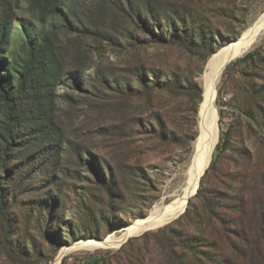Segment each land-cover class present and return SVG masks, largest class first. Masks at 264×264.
Instances as JSON below:
<instances>
[{
	"label": "rangeland",
	"instance_id": "1",
	"mask_svg": "<svg viewBox=\"0 0 264 264\" xmlns=\"http://www.w3.org/2000/svg\"><path fill=\"white\" fill-rule=\"evenodd\" d=\"M6 21L0 264H264V0H0ZM249 29L218 84L228 141L185 212L77 247L182 194L207 63Z\"/></svg>",
	"mask_w": 264,
	"mask_h": 264
},
{
	"label": "bare ground",
	"instance_id": "2",
	"mask_svg": "<svg viewBox=\"0 0 264 264\" xmlns=\"http://www.w3.org/2000/svg\"><path fill=\"white\" fill-rule=\"evenodd\" d=\"M256 31L246 30L242 37L223 47L210 60L207 71L202 76L204 81V99L199 109V135L195 141V152L188 169V179L182 194L169 203L156 206L147 218L139 219L120 236L110 235L105 240L88 239L77 242V247L94 249L98 247L118 248L130 237L140 235L172 221L185 212L189 200L197 193L201 179L210 165L213 152L219 141L220 126L218 121L217 95L218 84L223 78L226 65L246 52L255 42ZM208 64V63H207ZM208 66V65H207ZM66 254V253H65ZM61 257L55 264H60Z\"/></svg>",
	"mask_w": 264,
	"mask_h": 264
},
{
	"label": "trees",
	"instance_id": "3",
	"mask_svg": "<svg viewBox=\"0 0 264 264\" xmlns=\"http://www.w3.org/2000/svg\"><path fill=\"white\" fill-rule=\"evenodd\" d=\"M9 21L6 22H0V48L2 46V44L5 42V40H7L8 38V33H9ZM150 27V26H149ZM26 44L29 46L28 47V54L30 56H32L33 60L35 58L34 56V52L33 49L35 47V49L40 45V42L38 39H36V36H27L26 37ZM250 54L246 55L245 58H247ZM31 60V62L33 61ZM1 66L5 65L4 61H2V63H0ZM0 88L4 91L5 95L11 96L12 94L15 93V89L12 87V81L10 78H8V76H2L1 72H0ZM228 141V136L227 134H224L221 136V140L220 143L217 145L216 150L218 151V153H220L221 149L224 147V145L226 144V142ZM1 149V148H0ZM214 163V162H213Z\"/></svg>",
	"mask_w": 264,
	"mask_h": 264
},
{
	"label": "water",
	"instance_id": "4",
	"mask_svg": "<svg viewBox=\"0 0 264 264\" xmlns=\"http://www.w3.org/2000/svg\"><path fill=\"white\" fill-rule=\"evenodd\" d=\"M220 51H221V50H219L218 52H220ZM218 52H217V53H218ZM211 58H212V57H211ZM210 60H211V59H210ZM210 60H209V62H208V66H207V68H208L209 65H210ZM226 67H227V65H226ZM226 67H225V68H226ZM205 172H206V171H205Z\"/></svg>",
	"mask_w": 264,
	"mask_h": 264
}]
</instances>
